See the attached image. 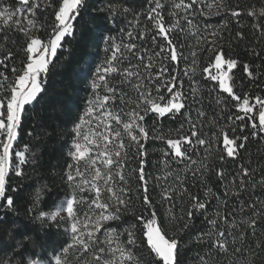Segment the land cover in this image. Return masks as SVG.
<instances>
[{"label":"snow or ice","instance_id":"6c2138e0","mask_svg":"<svg viewBox=\"0 0 264 264\" xmlns=\"http://www.w3.org/2000/svg\"><path fill=\"white\" fill-rule=\"evenodd\" d=\"M96 10L89 0H0V264H180L185 236L198 246L193 264H264V196L257 194L264 193V175L257 179L256 170L242 163L229 178L226 167L209 160L215 152L220 165L235 162L249 128L252 138L264 139V97L236 93L233 70L240 60L223 49L229 21L207 23L212 16H230L239 25L246 14L254 34L264 38V4L245 12L229 0H170L169 22L162 0H144L135 12L101 4L98 10L112 25L132 13L115 35L86 32V17ZM86 35L88 47L101 45L105 55L99 63H80L89 94L71 128L60 176L66 188L63 196L54 195L44 177H34L44 129L29 116L47 103L58 52ZM189 39L195 44L185 55ZM244 39L237 31L229 44ZM17 48L24 54L19 68ZM205 52L212 53L203 68V80L212 82L206 94L197 79ZM246 53L252 60L242 64L243 73L250 81L264 79V49L252 46ZM228 98L235 112L225 116ZM205 99L219 113L209 116ZM177 118L183 122L172 138L165 120ZM26 121L32 123L26 130L31 144L20 141ZM185 124L187 134H180ZM205 127L215 130L207 135ZM150 141L163 144L156 165L149 160ZM152 182L160 188L161 205H169L171 234L156 211ZM189 182L203 195L191 191ZM200 220L206 229L193 234ZM61 226L53 247L49 233Z\"/></svg>","mask_w":264,"mask_h":264},{"label":"trees","instance_id":"16d2710c","mask_svg":"<svg viewBox=\"0 0 264 264\" xmlns=\"http://www.w3.org/2000/svg\"><path fill=\"white\" fill-rule=\"evenodd\" d=\"M93 8L97 10L92 12L90 16L86 17L87 29L86 32L96 31L99 33H107L111 30L112 34H117V31L120 27H127V21L132 19V13L119 16L116 19L115 25H112L105 19L106 13L100 12L98 10L101 4L112 3L118 6L122 10L123 7L127 6L135 11H142V5L144 0H89ZM165 2V11L164 15L166 22L170 21L168 16L167 9L170 7V0H162ZM229 3L235 7L239 5L241 9L245 12L251 6H256L259 8L261 4H264V0H229ZM206 10V9H205ZM201 25L204 24L202 18H198ZM240 24L238 25L235 21V18L230 16H212L208 19L207 23L212 27H217L222 24L224 20L229 21L228 28L230 31H223L224 44L223 49L226 54L233 57H238L240 60V66L237 69H234L233 79L235 81L234 90L237 94L243 95L245 93L249 94L251 97L262 96L264 97V79L259 81H250L242 71V64L244 62H251L252 57L246 53V48L252 46L256 47L257 51L264 49V38H260L259 34H254L252 28V18L248 17L246 14L242 15L240 18ZM142 22L148 23L146 19L142 16ZM240 25H243L241 28ZM243 31L245 33V39L240 42L237 46L234 42L230 45L229 41L233 40L235 33L237 31ZM249 41L253 43L250 44ZM20 43H23L21 39ZM90 40L86 35L84 40L79 43L70 42L65 46L66 50L63 52H58L59 63L52 73L49 75L48 83L46 85L47 96L45 100L47 103H43L42 108H37L34 114H30L29 120L33 123L40 125L44 129V132L41 133V139L37 142L39 144V149L37 152V160L34 166L35 172L34 177L40 178L44 177L46 182L50 185L53 190V194L63 196L66 185L62 183L60 176L62 170L65 166V160L67 158V147L70 144L73 134L71 128L73 122L77 119L78 115L82 112L85 106V100L88 97L87 85L82 82L80 78V63L84 59H95L96 63H99L104 58V53L102 51V46L97 45L96 47H88ZM188 47L183 49L185 55L191 50V46L195 44L194 39H189L185 42ZM17 53L15 60L16 66L21 67V59L24 54L20 51L19 48L14 49ZM212 57L211 52H205L200 54L199 67L197 69V79L200 81V86L202 91L206 94L208 89L211 87L209 81L203 80V68L206 67L209 63L210 58ZM185 63L180 64V68L185 67ZM185 80L184 89L185 91L189 88V82L186 77H182ZM214 95V94H213ZM221 95L227 96V94L222 93ZM206 109L209 112V116L212 115L213 111L219 113V108L216 107L214 102H210V99H205L204 101ZM230 98H228V112L223 113V115H228L235 112V109L232 108ZM183 121L181 118L175 120H165V131L169 129L172 130V138L177 137V129L180 128V124ZM223 121L221 124L223 125ZM243 123V122H237ZM32 127V123L26 121L20 134L21 143L31 144V138L26 134V130ZM187 125L185 124L184 129L180 134H187ZM214 128L205 127L204 132L207 135H211V132L214 131ZM251 129H247L244 134L249 135V140L246 144L245 149L240 151L239 158L235 162H229L226 165H220L217 156L219 153L213 154L209 157L210 162L215 163L218 167H226L229 172V178L231 174H234L239 170V165L244 164L246 167H251L256 170V178L259 179L261 175H264V139L252 138L250 135ZM222 148V144L219 146ZM163 148L162 142L159 141H150L149 142V160L152 165H156L161 158V150ZM203 149H199V154H203ZM249 161L251 162L249 164ZM173 167H176L173 165ZM149 172L152 175H161L162 173L157 172L154 168H149ZM155 195H153V200L156 202V211L164 219V227L171 234L175 231V226L169 223L168 204L164 203L161 205L159 202L160 188L155 186V183L152 182ZM189 187L191 191L203 195V191L199 188H192L191 183L189 182ZM214 187V190H217ZM257 194L264 196V193H260L259 190ZM248 194H245L247 198ZM180 204L177 202L175 212L177 215H180ZM197 229H206V225L203 220L197 222L195 228L193 229V234ZM58 231H63V226L60 229L55 227L52 228L51 233H49L48 239L53 247H58L56 241V233ZM137 236L140 235V225L137 224ZM70 240V237H68ZM183 246L180 255V264H193L194 258L198 246L193 244L189 237H182ZM51 255V253H49ZM144 256L147 257V252H144ZM223 264H227L226 261H223ZM257 264H261V261H258Z\"/></svg>","mask_w":264,"mask_h":264}]
</instances>
